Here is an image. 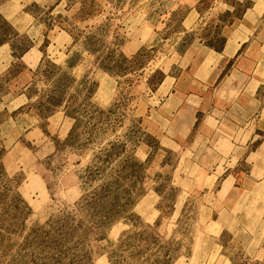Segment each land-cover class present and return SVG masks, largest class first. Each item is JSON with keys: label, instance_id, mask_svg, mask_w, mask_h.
Returning <instances> with one entry per match:
<instances>
[{"label": "rangeland", "instance_id": "1", "mask_svg": "<svg viewBox=\"0 0 264 264\" xmlns=\"http://www.w3.org/2000/svg\"><path fill=\"white\" fill-rule=\"evenodd\" d=\"M262 1L0 0V264H264L260 143L224 192L168 105L264 76Z\"/></svg>", "mask_w": 264, "mask_h": 264}, {"label": "crops", "instance_id": "2", "mask_svg": "<svg viewBox=\"0 0 264 264\" xmlns=\"http://www.w3.org/2000/svg\"><path fill=\"white\" fill-rule=\"evenodd\" d=\"M261 3L259 2L256 8ZM231 46H229L228 50L231 49ZM240 46L241 44L237 47L239 48ZM238 48L233 54L229 52L226 62L231 61V58L239 51ZM209 55L211 56L210 59H215L214 57H216L211 51ZM209 55L204 57L200 64V69H203L207 64L206 61H208ZM37 58V64H39L42 55L40 57L37 56ZM5 62L6 59H0V65H3ZM262 64L264 65V63ZM258 68L253 71L255 74L253 72L248 74L242 72L236 73L238 81L227 82L219 90H206L199 93V96L196 97L182 98L181 91L177 90L178 94H174L175 97L170 99L172 104H168L171 108V114L173 116L177 114L176 121L180 125V128H169V136L179 142L187 141L196 130L198 122L197 114L201 113L205 116L200 127V136L205 138L206 141L208 140V150L210 153H208L209 158L207 160L208 162H213L212 165L216 162L214 174L217 179L226 177L223 184L224 192L230 189V185L226 182H229L228 179L230 178L227 175L231 168L225 166V169L219 170L220 172H218V169L224 161H227V164L230 166L234 163V158H238V161H241L238 155L239 151L245 150L242 145L247 146L260 143L256 150L247 155L246 159L247 162L252 164L256 179L264 181V97H261V91L264 90V76L263 72H258L259 75H257ZM200 73L201 75L199 74V76L203 79L205 78L207 83H211L214 80V84L221 78V73H215L207 69L200 70ZM172 105H175L173 109ZM181 114H188L191 118L186 121V116L180 117ZM28 133L33 135L39 132L33 130L28 131ZM174 143L178 145V142L175 141ZM255 190L264 193V183L262 182Z\"/></svg>", "mask_w": 264, "mask_h": 264}, {"label": "trees", "instance_id": "3", "mask_svg": "<svg viewBox=\"0 0 264 264\" xmlns=\"http://www.w3.org/2000/svg\"><path fill=\"white\" fill-rule=\"evenodd\" d=\"M13 31V37L14 38H19V34L15 31V30H12ZM91 93H90V97H91ZM77 101H79V98H77L76 99ZM79 103V102H78ZM69 108H71V107H69ZM110 188V187H109ZM109 188H108V190H106L105 191V193H107V195H109ZM106 202H108V199H106L105 200ZM111 203V202H110ZM115 208H118L117 206L115 207ZM114 216V214L113 213H108V219H105V220H108V224L111 222V219H112V217Z\"/></svg>", "mask_w": 264, "mask_h": 264}, {"label": "bare ground", "instance_id": "4", "mask_svg": "<svg viewBox=\"0 0 264 264\" xmlns=\"http://www.w3.org/2000/svg\"><path fill=\"white\" fill-rule=\"evenodd\" d=\"M257 12L260 13V14H263L264 13V0L262 1V3L260 4V6L257 8ZM237 47H234V48H231L229 50V52L231 54L235 53Z\"/></svg>", "mask_w": 264, "mask_h": 264}]
</instances>
